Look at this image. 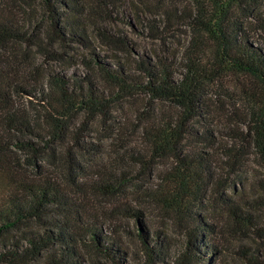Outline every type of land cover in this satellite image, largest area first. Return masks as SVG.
Masks as SVG:
<instances>
[{
  "label": "trees",
  "instance_id": "obj_1",
  "mask_svg": "<svg viewBox=\"0 0 264 264\" xmlns=\"http://www.w3.org/2000/svg\"><path fill=\"white\" fill-rule=\"evenodd\" d=\"M192 1L195 13L188 20L198 38L179 62L136 54L124 36L101 25L112 20V0H96L95 9L84 0H41L39 17L21 0H0V264H123L122 236L102 231L115 211L92 204L101 190L110 197L118 190L107 174L105 185L81 182L84 159L75 151L98 154L80 136L90 122L109 120L118 105L137 97L151 108L139 109L131 121L148 151L135 161L172 162L162 180L167 195L163 201L157 195L156 202L187 238L169 262L141 224L137 236L146 264H203L217 251L206 235L215 227L199 214L217 186L214 162L197 145L215 146L209 120L225 115L210 97L212 84L240 74L245 112L235 117L247 123L250 145L264 159V43L255 41L248 23L254 16L250 0ZM204 35L217 44L213 57ZM95 43L112 54L98 52ZM78 68L85 72L77 74ZM52 165L71 170L69 177L52 173ZM120 212L139 220L142 214ZM229 214L240 226L259 227L240 206L231 205ZM241 255L263 264L257 254Z\"/></svg>",
  "mask_w": 264,
  "mask_h": 264
},
{
  "label": "rangeland",
  "instance_id": "obj_2",
  "mask_svg": "<svg viewBox=\"0 0 264 264\" xmlns=\"http://www.w3.org/2000/svg\"><path fill=\"white\" fill-rule=\"evenodd\" d=\"M21 1L28 4L27 7L37 13L38 17L41 15V0ZM84 1L94 9L97 7L96 0ZM112 1L116 5L112 20L101 22V25L124 36L136 54L152 59L163 56L182 62L186 52L198 38V33L189 25L188 20L195 13L192 0ZM255 1L253 4L250 0V4L254 6V16L248 23L255 41L264 43V0ZM98 20L99 18L96 21ZM103 20L105 19L101 21ZM202 40L206 43L208 55L213 57L217 51L216 42L206 35ZM95 44L98 52L112 54L105 46ZM30 51L34 53V50ZM118 55L124 58L126 56L121 53ZM53 66L60 68V65ZM78 69L77 74L85 72L83 68ZM243 81L240 74L230 73L222 83L212 84L210 97L215 108L220 105L225 115L209 120L214 129L215 146L197 145L212 155V168L217 184L199 210L203 220L215 227L213 233L206 235L210 245L217 248L214 252L210 250L211 258L203 264H252L241 255V252L246 251L253 256L257 254L264 264V159L250 145L252 142L248 136L247 123L235 117L245 112L240 101L241 85L245 83ZM157 105L163 111L169 108L161 103ZM149 108L151 107L143 97L123 102L109 120L100 118L90 122V129H85L80 136L82 142L92 144L93 150L98 151V154L75 151V154L83 155L84 159L81 182L88 186L105 185L108 184L105 178L107 174L112 180L113 188L118 190L114 197L107 196L101 190L102 194L92 195V204L95 209L99 207L112 215L115 211L112 220L104 219L106 224L102 231L117 239L122 236V247L126 251L123 264H146L144 247L137 236L141 224L149 241L156 240L160 244L163 256L169 262L184 250L187 242L182 229L164 214L163 204L156 202L157 195L160 200L161 195H167L166 190L163 191L162 180L170 173L172 162L155 159L154 162L150 160V164H140L135 161L137 153L145 157L148 151L141 144L142 135L133 131L131 121L139 109L146 112L145 109ZM227 149L235 150L236 155L226 152ZM21 156L26 158L24 153L18 154V157ZM75 160L78 161L77 156ZM52 166V173L62 178L69 177L71 170L66 172L62 167L54 169V165ZM24 168L29 167L26 165ZM233 204L252 213L258 221V229L240 226L229 214V208ZM125 208L141 212L140 220L133 214L120 212ZM15 234L20 236L19 232Z\"/></svg>",
  "mask_w": 264,
  "mask_h": 264
}]
</instances>
